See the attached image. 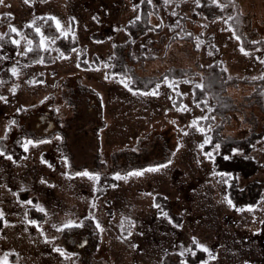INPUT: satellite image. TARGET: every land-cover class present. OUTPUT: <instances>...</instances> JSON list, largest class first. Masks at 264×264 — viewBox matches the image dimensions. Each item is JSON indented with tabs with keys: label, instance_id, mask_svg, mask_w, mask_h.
<instances>
[{
	"label": "rangeland",
	"instance_id": "rangeland-1",
	"mask_svg": "<svg viewBox=\"0 0 264 264\" xmlns=\"http://www.w3.org/2000/svg\"><path fill=\"white\" fill-rule=\"evenodd\" d=\"M141 1L0 4V34L12 28L19 34L46 17L76 43L58 57L53 38L40 34L50 63L23 62V35L16 56L0 54V144L26 132L51 135L25 138L18 160L0 146V264H264V136L251 151L256 173L237 176L241 189L258 182L260 197L253 206L234 204L230 174L214 170L209 158L216 148L201 147L210 129L196 120L208 110L192 100L196 73L214 60L228 77L264 74V37L243 29L263 30L264 0H169L148 18L150 28L129 41L125 24L139 15ZM116 52L136 75L170 68L180 75L155 90H131L110 72ZM250 89L239 82L228 92ZM245 126L238 120L222 132L241 135ZM90 169L115 178L101 196L97 180L82 175L97 176ZM196 251L204 258L192 263Z\"/></svg>",
	"mask_w": 264,
	"mask_h": 264
},
{
	"label": "trees",
	"instance_id": "trees-1",
	"mask_svg": "<svg viewBox=\"0 0 264 264\" xmlns=\"http://www.w3.org/2000/svg\"><path fill=\"white\" fill-rule=\"evenodd\" d=\"M164 2L165 0H151V3H149L148 0H143V2L141 1L138 4L139 15L125 24V29L130 35L129 41L139 37L150 28L148 18L157 10L158 5ZM37 28L40 29L39 32L36 31ZM243 29L247 30V33L252 32L251 35L255 37H264V27L263 30L262 28L258 29V27L250 26ZM40 34L53 38L58 57L67 55L76 46V43L72 41L73 39L69 35L57 34L50 19L37 17L34 19V23L24 26L19 34L10 29L0 34V54L7 58L16 56L19 48L17 39L20 35H23L28 42V46L24 51L23 62L30 63L41 59L50 63L52 58L49 53L39 47ZM110 57L109 61L111 64L113 63L110 66V72L118 74L122 79L126 78L128 87L134 91L146 92L155 90L162 80L179 77L180 75L172 74L171 68L158 76L136 75L132 70L127 69L125 58L122 57L121 53L116 52ZM114 62L116 63L114 64ZM196 74L200 77V83L192 86V100L198 107L208 110L205 118L196 120V124L204 129H210L208 142L203 145V150L207 152L213 147L216 148L214 154H209V158L212 161L214 170L230 174L227 184V194L230 200L234 204L241 202L253 206L259 199L262 188L258 185V182H251L241 189L238 187L237 176L241 175L248 178L256 173L259 168V163L252 156L251 151L258 140L264 136V74L253 80L235 76L228 77L219 60H214L208 65H202ZM128 79L131 80V83H128ZM239 82L250 85L251 89L246 94L234 96L228 92V87ZM198 85L199 87H197ZM238 120L246 124L244 128L247 130H240L243 132L241 135H236V133L223 134L222 128L224 125L238 122ZM56 133L63 135L58 130L54 131V134ZM50 136H37L26 132L21 133L8 144L1 143L0 146L6 155L18 160L25 155L23 148L25 138L38 141L47 139ZM64 144L65 141L62 142V145ZM65 157L66 166L70 168L72 160L68 155H65ZM89 172L97 174L99 177L95 189L96 196L103 195L106 189L115 182V178L111 177L110 173L104 174L94 169H90ZM3 226V218H0V230ZM202 255H204V252L196 251V257L191 262L202 260L204 258Z\"/></svg>",
	"mask_w": 264,
	"mask_h": 264
},
{
	"label": "snow or ice",
	"instance_id": "snow-or-ice-1",
	"mask_svg": "<svg viewBox=\"0 0 264 264\" xmlns=\"http://www.w3.org/2000/svg\"><path fill=\"white\" fill-rule=\"evenodd\" d=\"M3 2H4V0H0V4H2ZM25 2H28V0H25ZM142 2H143V0H142ZM148 2L151 3V0H148ZM168 2H169V0H165V3H168ZM214 2H216V0H214ZM137 19H139V18H137ZM229 19H231V17H230ZM33 23H34V22H33ZM57 28H58V29L60 28V24H59L58 21H57ZM11 30H12L13 32L16 31L15 28H12ZM36 31L39 32L40 29L37 28ZM242 51H243V49H242ZM13 71H15V70H13ZM128 83H131V80H130V79L128 80ZM125 86L127 87L128 85L126 84ZM157 87H159V86H157ZM197 87H199V85H198ZM150 94L155 95V94H157V93H156V92H153V93H150ZM200 131H203V129H200ZM205 142L207 143L208 140L206 139ZM29 143H31V142H29ZM201 147H203V146H201ZM217 147H219V146L217 145ZM162 167H166V165H162ZM158 170H159L158 167H156V168H149V169H146V171H158ZM142 174H143V172L129 173V175H137V176L142 175ZM82 175L89 176L90 179H94V180H98V179H99L98 176H91L88 172H84V173H82ZM116 179H127V176H125V177L117 176ZM28 203H31V201H29ZM40 210L43 211V209H40ZM0 218H2V213H0ZM30 223H35V221H30ZM68 226H70V225H65V227H68ZM193 242H194V244L196 243L194 238H193ZM200 247H202V246H200ZM204 250L206 251L207 249H204Z\"/></svg>",
	"mask_w": 264,
	"mask_h": 264
}]
</instances>
